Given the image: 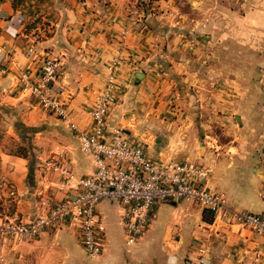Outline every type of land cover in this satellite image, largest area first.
<instances>
[{
    "label": "crops",
    "instance_id": "0c3cea01",
    "mask_svg": "<svg viewBox=\"0 0 264 264\" xmlns=\"http://www.w3.org/2000/svg\"><path fill=\"white\" fill-rule=\"evenodd\" d=\"M136 1L55 0L58 20L44 37L25 32L22 24H16L20 11L11 8L10 0L0 2V63L8 67L0 75V90L10 102L24 106L23 121L39 125L36 133L48 130L53 134L41 148L44 155L40 160L1 153L3 177L17 191L12 209L23 219H33L43 200L63 196L58 174L42 171L48 155L61 150L67 153L72 182L94 168L75 131L65 120L39 107L18 82L23 70L36 76L47 54L62 61L55 81L58 96L80 128L89 127L86 111L104 84L107 63L117 58L121 84L107 113L103 136L109 139L120 128L142 141L155 161L181 159L204 164L211 169L208 185L223 194L227 207L249 211L264 207V127L248 125L245 116L234 112L237 124L223 126L220 133L225 136L220 139V133L210 127V121L216 120L214 111H169L163 102L172 81L155 72L163 66L155 60L164 49L158 44L164 18L146 11L151 3L143 10L135 9ZM155 4L162 6L165 0ZM185 44L178 47L182 52ZM207 116L206 126L202 118ZM221 116L229 118L228 114ZM5 197L7 202L11 200ZM100 201L104 247L90 264H191L200 256L199 245L205 247L204 264H264L260 241L249 227L214 218L199 203L182 199L156 202L147 230L127 249L118 201ZM83 257L78 231L70 223L32 239L0 243V264H77Z\"/></svg>",
    "mask_w": 264,
    "mask_h": 264
},
{
    "label": "built area",
    "instance_id": "2783aa9c",
    "mask_svg": "<svg viewBox=\"0 0 264 264\" xmlns=\"http://www.w3.org/2000/svg\"><path fill=\"white\" fill-rule=\"evenodd\" d=\"M22 19V14H18L16 24H21ZM117 61L113 58L107 63L104 84L86 111L90 118L86 129L76 124L66 103L58 96L55 81L62 68L59 57H43L34 77L27 70L20 73L18 82L23 90L41 108L67 122L75 131L82 151L91 157L94 168L72 182L74 175L67 153L61 150L48 155L42 161V171L58 174L63 196L43 200L41 210L31 220L0 214V243L8 245L32 239L43 231L70 223L76 227L84 250V257L77 264H90L104 247V233L98 224L97 204L101 199L118 201L127 249L147 230L156 202L182 199L199 203L214 218L249 227L260 241L259 251L264 253V207L260 211L227 207L223 194L208 185L211 171L208 166L181 159L155 161L142 141L120 128H115L109 139L103 136L107 113L117 100L120 86ZM7 71L8 67L0 63V75ZM6 190L14 193L11 187ZM198 251L200 256L191 264H204L205 247L199 245Z\"/></svg>",
    "mask_w": 264,
    "mask_h": 264
},
{
    "label": "rangeland",
    "instance_id": "374dc122",
    "mask_svg": "<svg viewBox=\"0 0 264 264\" xmlns=\"http://www.w3.org/2000/svg\"><path fill=\"white\" fill-rule=\"evenodd\" d=\"M54 1H25L27 9H19L25 32L44 37L52 30L59 15ZM155 1L137 0L133 5L143 10L151 3L146 11L164 18L159 26L164 29L163 38L158 42L164 49L155 60L163 66L155 72L172 81L163 102L169 111L212 110L216 120L210 121V127L219 133L223 126L236 123L234 112L245 116L246 124L263 128L264 0H165L162 6L154 5ZM29 22H33L32 26L26 27ZM183 42L186 48L182 52L178 47ZM7 99L0 90V214L23 219L12 209L17 191L3 177L1 153L25 149L23 156L40 160L44 155L41 148L53 134L48 130L36 133L39 125L23 121L24 106ZM226 114L228 119L221 116ZM202 121L207 126L208 116ZM218 136L221 139L225 134ZM6 187L13 188L14 193L9 194ZM5 195L11 199L10 204ZM104 222L100 217L98 224Z\"/></svg>",
    "mask_w": 264,
    "mask_h": 264
},
{
    "label": "trees",
    "instance_id": "16d2710c",
    "mask_svg": "<svg viewBox=\"0 0 264 264\" xmlns=\"http://www.w3.org/2000/svg\"><path fill=\"white\" fill-rule=\"evenodd\" d=\"M0 1H2V0H0ZM25 1H27V0H10L11 8L13 10H19L20 8H23V9L26 8L27 9V7H25ZM30 1H32V0H30ZM32 24H33V22H29L26 27H30V26H32ZM24 150L25 149H22L21 151H19V152L17 151V152H14V153L17 154V155H25V153H24L25 151ZM205 209H207V208H205ZM207 210L210 211L209 209H207Z\"/></svg>",
    "mask_w": 264,
    "mask_h": 264
},
{
    "label": "water",
    "instance_id": "95a60500",
    "mask_svg": "<svg viewBox=\"0 0 264 264\" xmlns=\"http://www.w3.org/2000/svg\"><path fill=\"white\" fill-rule=\"evenodd\" d=\"M139 74H141L140 71H137V72L135 73L136 76H139Z\"/></svg>",
    "mask_w": 264,
    "mask_h": 264
}]
</instances>
